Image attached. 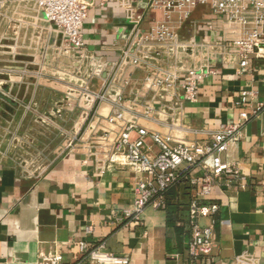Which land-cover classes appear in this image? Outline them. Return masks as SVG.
Instances as JSON below:
<instances>
[{
	"label": "crops",
	"instance_id": "crops-1",
	"mask_svg": "<svg viewBox=\"0 0 264 264\" xmlns=\"http://www.w3.org/2000/svg\"><path fill=\"white\" fill-rule=\"evenodd\" d=\"M130 1L135 14H142L147 0ZM8 17L0 22V78L4 82L0 129L4 133L6 127H11L15 133L28 134L35 146L46 147L52 143L49 134L67 131V111L65 119L60 117L54 122L55 128L51 119L41 124L35 118H48L64 98V72L70 61L60 53V38L47 29L32 5L13 8ZM157 19V13L146 17L143 28ZM129 29L116 0H94L80 32L88 52L115 63ZM238 30L223 19H215L207 8L195 10L180 32L186 38L194 36L198 42L217 46L210 52L214 74L198 81L196 102L181 104L182 126L170 129L168 120L156 115L151 120L140 118L139 124L180 139L205 140L190 131L234 123L242 110L241 91L253 93L251 109L258 104L264 106V57L249 56L248 66L240 67L238 48L232 45ZM13 44L14 50L10 48ZM187 64L190 66V62ZM128 74L138 81L145 70H128ZM165 103L169 105L170 99ZM109 111L107 103L98 108L102 117ZM90 125L100 130L103 124L95 119ZM91 134L85 129L82 140L70 152L34 177L23 175L0 157V264H36L41 255L55 251L62 254L66 264H86L77 248L81 239L91 248L103 246L104 251L126 256L129 264H188L187 218L195 196L189 180L199 176L201 170L189 169L188 175L170 190L169 209L146 208L139 223L123 220V212L133 203L136 176L126 168L99 173L100 163L86 154ZM146 143L155 153L148 139ZM221 159L239 164L246 188L232 186L212 191L218 212L198 223L206 226L214 221L215 248L196 264H237L236 258L242 255L264 264V113L245 124L238 140L228 145ZM171 218L184 225V232L176 231ZM87 227L93 228L91 234H85Z\"/></svg>",
	"mask_w": 264,
	"mask_h": 264
},
{
	"label": "built area",
	"instance_id": "built-area-1",
	"mask_svg": "<svg viewBox=\"0 0 264 264\" xmlns=\"http://www.w3.org/2000/svg\"><path fill=\"white\" fill-rule=\"evenodd\" d=\"M116 1L130 29L115 63L98 59L86 50L80 31L94 7V0H0V22L9 18L8 12L13 8L32 5L47 29L60 38V53L70 61L64 72L67 88L51 115L41 121L44 123L47 119L48 123L51 117L60 118L68 111L69 102L81 104V127L87 124L84 130L90 129L92 133L88 138L89 147H85L86 154L100 163L99 173L126 168L136 176L133 203L123 212V220L139 223L149 207L166 210L168 191L188 175L189 169L201 170L199 176L189 180L195 196L188 209L191 232L185 247L188 264H196L215 248L214 221L206 226L198 223L218 212L217 204L211 199L212 191L232 186L246 188L239 164L223 162L221 156L230 143L238 140L245 124L258 113H264V106L258 104L256 109H251L253 93L241 91L242 110L234 123L213 130L190 131L195 136H204L205 140L162 134L141 126L138 120H151L156 115L167 119L170 129L182 126L181 104L196 102L198 81L214 74L210 52L216 45L198 42L194 36L186 38L180 32L195 10L207 8L215 19H223L230 27L239 29L232 45L238 48L241 68L248 66L249 56L264 57V0H147L139 16L130 0ZM154 13L160 19L143 28L145 18ZM12 34L14 37L17 34L14 29ZM14 46L10 48L14 50ZM138 69L145 70V75L133 81L128 70ZM3 84L0 78V94ZM167 99H170L169 105L165 103ZM104 103L110 105V111L102 117L98 108ZM95 119L103 124L100 130L90 125ZM147 139L156 148L155 153L147 145ZM81 140L82 136H73L71 146L74 148ZM92 231V227H87L85 234ZM77 248L86 264L130 263L126 256L104 251L103 246L91 248L83 239ZM235 262L258 264L250 255L239 256ZM36 264L66 263L62 254L55 251L41 255Z\"/></svg>",
	"mask_w": 264,
	"mask_h": 264
},
{
	"label": "rangeland",
	"instance_id": "rangeland-1",
	"mask_svg": "<svg viewBox=\"0 0 264 264\" xmlns=\"http://www.w3.org/2000/svg\"><path fill=\"white\" fill-rule=\"evenodd\" d=\"M68 80H70L69 77ZM82 111L79 102H69L67 111V131L62 133L53 131L49 134L52 143L51 145H46V147L41 145L35 146L36 143H33V140L28 134L15 133L12 131L11 127H6L4 133L0 129V157L8 160L11 167L25 176L34 177L42 174L57 159L73 149L71 146L73 136L79 138L87 125L85 124L81 127L80 120ZM63 115L61 118L65 119ZM61 118L51 117V126L55 128L54 122ZM35 122L43 124L39 117L35 118ZM60 140L61 143L59 144Z\"/></svg>",
	"mask_w": 264,
	"mask_h": 264
},
{
	"label": "trees",
	"instance_id": "trees-1",
	"mask_svg": "<svg viewBox=\"0 0 264 264\" xmlns=\"http://www.w3.org/2000/svg\"><path fill=\"white\" fill-rule=\"evenodd\" d=\"M173 189V187L170 189V190H172ZM170 190L168 191V193L170 192ZM168 193H167V195H166V209L168 208H170V207H172L171 205V202H170V200L168 199ZM170 220V222H174L173 223V225H174V227H175V229H176V231L177 232H184V230H185V227H184V225L183 224H181L180 222H178L176 219H169ZM190 232H191V226L190 225H188L187 224V228H186V233H189L190 234Z\"/></svg>",
	"mask_w": 264,
	"mask_h": 264
}]
</instances>
